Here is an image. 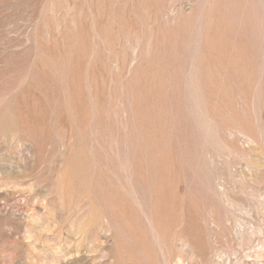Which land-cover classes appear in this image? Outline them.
<instances>
[{"label":"rangeland","instance_id":"1","mask_svg":"<svg viewBox=\"0 0 264 264\" xmlns=\"http://www.w3.org/2000/svg\"><path fill=\"white\" fill-rule=\"evenodd\" d=\"M0 264H264V0H0Z\"/></svg>","mask_w":264,"mask_h":264}]
</instances>
